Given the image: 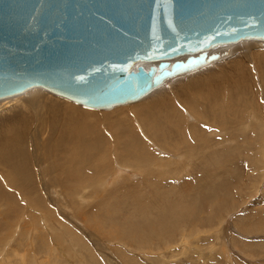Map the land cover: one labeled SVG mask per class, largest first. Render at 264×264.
Listing matches in <instances>:
<instances>
[{
  "label": "bare ground",
  "instance_id": "1",
  "mask_svg": "<svg viewBox=\"0 0 264 264\" xmlns=\"http://www.w3.org/2000/svg\"><path fill=\"white\" fill-rule=\"evenodd\" d=\"M245 41H252L251 43L259 50L264 49L260 40ZM254 41H260L258 44H261V47ZM231 45L233 44L210 49V54L220 52L221 58L195 71L179 74L162 85L231 58L234 54L232 53L234 50L229 48ZM239 49L238 55L241 57L244 56L245 51L249 50L246 43H243ZM236 50L238 49H235V53ZM256 58L264 72V52L257 54ZM179 59H186V56ZM150 63H146L145 66L148 68ZM241 63V61L235 63L237 69H241ZM261 82L264 84V77ZM161 86L137 102L146 100L150 94L160 90ZM41 88L55 94L51 89ZM47 94L34 87L18 96L0 99V245H3L2 251L8 250L12 241H16L18 246L29 247L28 236L31 223H34L36 227L30 233L31 237L34 235L33 242L39 241L40 232L43 231L41 229L45 230L49 224L55 229V236L60 237L65 230L67 234H70L72 242L75 240L77 243H83L84 239L78 237L72 229L68 230V227L64 226V221L60 220L62 217L57 219L54 211H56L55 208L58 209L56 204L58 203L61 207L69 209V212L74 210L81 215L85 202L90 198L98 200V203L94 204L95 207H107L115 211L111 216L109 211L107 214H102L103 221L129 225L130 231L137 229L134 223L142 224L143 227L149 223L150 232L160 234L158 231L162 225L166 224L169 215L173 218L182 209H187L184 202H175V197L179 194L183 195L185 190L195 191L201 197L198 201L206 209L207 198L209 195L212 196L211 193L208 194L211 192L210 189L214 192L229 189L232 190L230 191L232 196L242 194L248 189L252 191L250 182L255 180L256 172L264 169V105L260 104V99L263 97H254L255 92L245 83V73L238 76L231 101L224 108L216 110L213 115L215 121L226 120L232 124L226 134L211 129L212 134L217 137L214 148L220 143V146L225 143L231 144L230 148H226V151L230 152L228 157H222L225 154H222L218 148L215 149L216 152L213 151L212 157L211 155L204 157L205 152L213 144L207 142L206 136L201 138L205 141L199 144H197L198 135L196 138L192 136L189 139L187 132L189 129L197 133L195 126L198 125L191 124L192 122L199 123L202 128L207 129V126L212 123L211 119L202 123L201 118H197L199 115L185 116V121L188 123L186 124L182 116L166 110L162 120L158 121L155 117L157 110L169 104L167 98L159 95L146 102L134 104L132 107L128 104L136 103V101L122 104L120 107L116 105L111 111H96L94 108L90 110V107L83 108L78 105L79 103L75 104L77 102L73 100L75 103ZM206 104L209 105L208 102ZM219 105L220 100L215 98L209 108ZM131 110L134 111L133 115L128 114ZM90 116L94 119L90 120ZM102 117L106 132H111L110 136L102 127L100 121ZM200 157H204V160L199 161ZM194 161L195 168L187 172L183 179L177 168L187 170ZM207 162L215 163V169L201 170L203 163ZM174 175L184 180L180 186L172 179ZM130 176H134L135 181H131ZM162 176L169 179L163 180ZM128 180L130 182L125 185L113 187L114 183H123ZM205 183L207 187L203 186ZM145 190H149V193H145ZM234 201L226 199L217 201L216 204L220 203L219 209H222L221 207H233ZM50 204L54 207L51 208ZM152 208L156 210L153 221L127 220L128 217L137 213L147 214ZM60 213L63 215V210ZM64 215L66 218L65 212ZM191 219L187 221L188 228H194L196 224H199L196 221H202L199 216H193ZM84 220L86 221L87 217H84ZM96 222L100 223L98 220ZM256 222L259 225L254 230L264 229V217H259ZM37 224H39L38 227ZM76 224L75 227L78 226ZM188 228L183 229L182 237L191 238L192 230ZM166 229L164 228L163 231L164 236ZM136 237L141 240L143 238L141 234ZM45 240L46 236H43L42 242L45 243ZM10 248L12 254H21V259L25 255L24 259L27 260L30 250L22 253L20 248H14V246ZM3 252L0 253L3 254ZM26 260H23V264H26Z\"/></svg>",
  "mask_w": 264,
  "mask_h": 264
},
{
  "label": "water",
  "instance_id": "2",
  "mask_svg": "<svg viewBox=\"0 0 264 264\" xmlns=\"http://www.w3.org/2000/svg\"><path fill=\"white\" fill-rule=\"evenodd\" d=\"M242 40L264 45V0H0V99L46 87L113 108Z\"/></svg>",
  "mask_w": 264,
  "mask_h": 264
},
{
  "label": "rangeland",
  "instance_id": "3",
  "mask_svg": "<svg viewBox=\"0 0 264 264\" xmlns=\"http://www.w3.org/2000/svg\"><path fill=\"white\" fill-rule=\"evenodd\" d=\"M251 42L252 41L243 40L231 45V47L229 46V48L234 51L235 49H238L236 50V53L234 51L232 52L234 54L231 58L235 56L233 59L229 58V60L226 58L223 61L200 70L199 72L177 78L172 82L170 81L169 83L162 85V88H159L160 90L150 94L146 100L136 101V103L128 105H131L130 107H132L134 104L141 103L142 101L146 102L154 98L156 95H159L160 97L167 98L169 104L165 106L163 105L160 110H157L155 117L158 118V121L162 120V115L166 110L172 113H177L178 116H182L185 123V116L199 115L197 118H201L200 121L202 123H205L207 119H211L212 123L210 121L211 124L207 126V129L202 128L199 123L192 122L191 124L198 125L195 126V128H197V133L191 132L189 129L187 131L189 133V139L192 138V136L196 138L198 135L197 144H199L200 142L205 141L201 138L206 136L207 142L213 144L205 152L204 157L210 155L212 157V153L213 151L216 152V148L220 149L222 154H225V156L222 155V157H228L230 152L226 151V148H230L231 144L225 143L220 146V143L214 148L213 146L217 137L212 134L211 129H216L226 134L228 128L232 127V124L226 120L215 121L213 115L216 110L224 108L231 101L234 94V84L238 76L245 73V83H247L248 87L253 89L255 92V98L263 97L260 99V104L262 106L264 105V84L261 82L264 77V72L261 63L256 58L257 54L264 52V49L259 50ZM254 42L257 43L258 46L261 45L258 44L260 41ZM243 43L248 45L249 50L245 51L244 56L241 57L238 55V51L241 49H239V47H241ZM237 61L242 62L241 69L236 68L235 63ZM36 88H38L40 92L44 91L46 94L48 93L47 95L52 97L68 100L70 102L72 101L62 96H58L44 88ZM215 98L220 100V105L218 107L209 108ZM190 102L194 103L190 105ZM207 102L209 105L206 104ZM72 103L75 102L72 101ZM78 105L89 109L80 104ZM120 106L121 105H119V107ZM113 108L94 110L111 111ZM90 110H93V108H90ZM128 114L133 115L134 111L131 110ZM89 119L93 120L94 117L90 116ZM100 121L106 132L103 117L100 118ZM170 127L174 128L173 126ZM106 133L109 134L111 132L107 131ZM204 157H200L199 161H203ZM195 163V161L192 162L187 170L179 167L177 168L183 179H185L187 172L195 168ZM203 165L204 166L200 168L201 170L209 171L215 169V163L207 162L203 163ZM256 174L257 176L255 177V180L250 182L252 191L248 189L242 194L232 196L230 193L232 190L229 189H226V191L224 189L221 191L218 190L217 192L210 189L211 192L208 194L211 193L212 196L209 195L210 197L208 196L207 198L208 206L206 209H204L203 204L198 201L201 197L196 194L195 191L192 192V190H185L183 195H177L175 197V202H184V206L187 209H182L173 218H171L170 215L167 217L166 224L162 225L158 231L160 234H163L164 228H167L165 236L164 234L160 235L159 233L150 232V227H148L149 223H146L144 227L142 224L137 225L134 223L137 229L130 231L129 225L125 226L123 223H121L122 225L114 224L107 220L103 221L104 216L102 214H107L109 211L111 216L115 211L112 209L110 210V208L107 207H102L103 209L95 207L96 205L94 204L98 203L96 198H90V200L85 202L83 209L86 210H83V214L81 215L74 210H70L69 212V209L65 207L66 210H68L66 211L64 207H61L60 204L56 203L59 209L55 208L56 211H54L57 214V219L62 217L60 220L64 221V226H67L68 230L72 229V231L76 232L78 237L84 239V242L81 244L77 243L75 240L72 242L70 234H67L65 230L62 231L60 237L55 236V229L48 224L46 226L47 228L44 230L42 228V223V227L41 225L40 227L43 231L40 232L39 241L37 240L36 242H33L34 235L31 237L30 233H32L31 230L36 227L34 223H31L29 225L31 230L28 229L29 247H26V245L18 246L16 241H12L10 244L11 247L14 246V248H20L22 253H27L30 250L27 260L24 259L25 255L23 259H21V254H12L10 246L8 250H3L5 251L3 252V245H0V252H3L5 255L4 256L0 253V264H7V262L8 264H23V260H26V264H264V229L254 230L256 229L255 227H258L257 225H259L256 222L257 219L259 217H264V169L256 172ZM162 177L163 180L169 179V177ZM129 179L135 181L136 178L130 176ZM172 179L178 186L184 181L178 175H174ZM129 182L130 180L123 183L117 182L114 183L115 185L113 187L125 185ZM203 186L207 187V184L205 183ZM145 193H149V190H145ZM108 198L112 199L111 197ZM226 199L235 200L233 203L234 206L221 207L222 209H219L220 203L216 204V202L220 200L224 201ZM50 205L52 206V204ZM53 207L54 206L51 208ZM160 207L161 206H159V208ZM61 210H63V215L65 212L66 218L65 215L63 217L62 213H60ZM120 213L124 214L123 212ZM82 215L87 217L86 221ZM191 216H199L202 218L201 222L196 221V223L199 224H196V226L193 225L195 226L194 228H188L187 221L192 220ZM155 217L156 210L155 208H152L147 214L137 213L128 217L127 220L142 219L141 221H153L155 220ZM74 220H76V222ZM97 220L100 221V223H97ZM75 224L78 225L80 229L78 226H76V228L74 226ZM171 224L172 226H170ZM38 226L39 224H37V227ZM62 228L60 230H62ZM186 228L192 230L191 238L182 237L181 232ZM140 234L143 236L142 240L139 237H136ZM43 236H46L45 243L42 242ZM84 243L85 245H83ZM184 244L187 247H183L182 245ZM24 248L26 249L24 250ZM6 255L8 258L7 260Z\"/></svg>",
  "mask_w": 264,
  "mask_h": 264
}]
</instances>
